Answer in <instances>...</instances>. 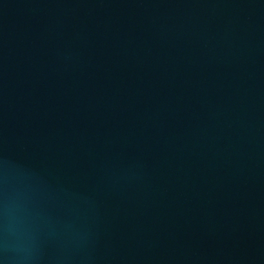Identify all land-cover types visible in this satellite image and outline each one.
I'll return each instance as SVG.
<instances>
[{
  "label": "water",
  "instance_id": "obj_1",
  "mask_svg": "<svg viewBox=\"0 0 264 264\" xmlns=\"http://www.w3.org/2000/svg\"><path fill=\"white\" fill-rule=\"evenodd\" d=\"M0 264H264V0H0Z\"/></svg>",
  "mask_w": 264,
  "mask_h": 264
}]
</instances>
